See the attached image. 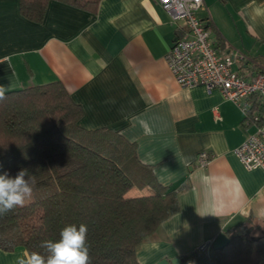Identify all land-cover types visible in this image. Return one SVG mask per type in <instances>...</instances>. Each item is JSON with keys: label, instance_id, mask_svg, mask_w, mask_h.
I'll return each instance as SVG.
<instances>
[{"label": "crops", "instance_id": "crops-1", "mask_svg": "<svg viewBox=\"0 0 264 264\" xmlns=\"http://www.w3.org/2000/svg\"><path fill=\"white\" fill-rule=\"evenodd\" d=\"M204 3L199 17L217 53L244 57L233 72L249 80L264 69V0ZM181 24L158 0H100L94 12L49 0L40 22L23 16L19 0H0V93L60 82L82 111L81 127L118 132L177 190L178 211L139 246V264H192L183 257L242 223L264 244V170H246L233 152L253 128L218 90L177 85L165 55ZM202 151L211 159L199 167ZM24 252L0 249V264Z\"/></svg>", "mask_w": 264, "mask_h": 264}, {"label": "trees", "instance_id": "trees-1", "mask_svg": "<svg viewBox=\"0 0 264 264\" xmlns=\"http://www.w3.org/2000/svg\"><path fill=\"white\" fill-rule=\"evenodd\" d=\"M94 12L100 0H56ZM49 0H19L23 16L41 21ZM207 26V25H206ZM0 99V174L28 169L32 201L0 216V249L46 254L63 227L85 224L91 264H139L136 251L179 209L177 190L141 165L136 147L107 128L80 126L82 111L60 82L4 92ZM148 188L147 195H132ZM229 243L183 257L192 264H264V244L246 223Z\"/></svg>", "mask_w": 264, "mask_h": 264}, {"label": "built area", "instance_id": "built-area-1", "mask_svg": "<svg viewBox=\"0 0 264 264\" xmlns=\"http://www.w3.org/2000/svg\"><path fill=\"white\" fill-rule=\"evenodd\" d=\"M161 8L179 25V35L165 55V61L180 88L202 86L218 90L224 99L233 101L243 113L242 124L252 127L233 152L248 170H264V69L249 80L232 70L235 59L244 58L238 51L225 56L217 53L209 36L207 24L199 17L205 9L204 0H158ZM211 155L202 151L196 163L204 167ZM197 251L209 253L211 242H203Z\"/></svg>", "mask_w": 264, "mask_h": 264}, {"label": "clouds", "instance_id": "clouds-1", "mask_svg": "<svg viewBox=\"0 0 264 264\" xmlns=\"http://www.w3.org/2000/svg\"><path fill=\"white\" fill-rule=\"evenodd\" d=\"M0 99H3L2 93ZM110 102L115 103L114 100ZM34 184L35 179L28 169L19 170L14 177L7 171L0 174V216L22 207L32 197ZM87 233L85 224L66 225L61 229L58 240L42 242L41 247L46 254L24 252L16 257L15 264H91Z\"/></svg>", "mask_w": 264, "mask_h": 264}, {"label": "water", "instance_id": "water-1", "mask_svg": "<svg viewBox=\"0 0 264 264\" xmlns=\"http://www.w3.org/2000/svg\"><path fill=\"white\" fill-rule=\"evenodd\" d=\"M229 240L230 239L228 238V236L225 233L221 232L213 239L211 243V249L217 250L224 248L229 243ZM155 264H181V259L179 257L170 260L163 258Z\"/></svg>", "mask_w": 264, "mask_h": 264}, {"label": "rangeland", "instance_id": "rangeland-1", "mask_svg": "<svg viewBox=\"0 0 264 264\" xmlns=\"http://www.w3.org/2000/svg\"><path fill=\"white\" fill-rule=\"evenodd\" d=\"M233 69L235 70V66L233 67ZM32 199H33V198L31 197L30 199L26 200V201H25V204H27V203H29L30 201H32ZM254 235H255V234H254Z\"/></svg>", "mask_w": 264, "mask_h": 264}]
</instances>
